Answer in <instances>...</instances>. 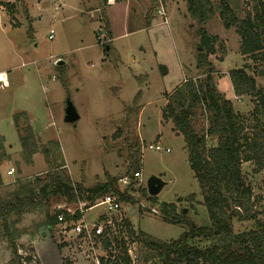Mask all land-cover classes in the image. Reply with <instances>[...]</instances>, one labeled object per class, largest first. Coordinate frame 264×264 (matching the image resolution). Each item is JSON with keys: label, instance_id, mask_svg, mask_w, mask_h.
<instances>
[{"label": "rangeland", "instance_id": "1", "mask_svg": "<svg viewBox=\"0 0 264 264\" xmlns=\"http://www.w3.org/2000/svg\"><path fill=\"white\" fill-rule=\"evenodd\" d=\"M226 2L239 20L251 12V0ZM160 9L167 24L157 14ZM201 27L216 42L214 53L206 56L209 65L197 67V55L202 52L197 31ZM105 45L112 50L107 52ZM239 47L236 27L225 29L217 8L199 25L187 13L186 0H116L112 6H106L104 0H24L22 5L16 4L13 16L0 7V74L7 81H0V86L6 84L0 87V155L4 154L0 156V200H8L21 185L43 178L48 171H62L84 189L116 179L118 193L128 195L134 203L119 200V210L106 213L107 218L114 224L126 221L135 232L155 240H177L186 230L164 219L162 205H174L177 213L185 211L196 226L207 225L183 138L161 113L168 105L167 97L181 90L184 82L202 83L210 73L233 109L249 117L255 101L232 97L228 72L245 68L257 89L264 92V62L241 56ZM58 62L62 65H56ZM138 93L137 107L131 108ZM67 98L79 116L74 124L63 122ZM20 113L25 114L34 134L36 153L28 161L20 142L27 137L25 117L20 116L18 129L13 123V116ZM207 121L200 106L195 107L192 128L198 136L205 135ZM205 141L208 146L214 144L208 137ZM149 145L161 150H149ZM11 168L14 172L8 175ZM134 172L140 173V184L133 180ZM242 173L253 199H260L255 209H261L264 172H255L247 163L242 165ZM124 177L130 180L128 184L121 182ZM150 177L164 183L152 197L146 190ZM44 204L18 216L11 214L5 230L0 220V264H17L11 240L19 261L75 263L63 258L61 263L56 229L46 226ZM45 205L51 214L84 207L61 198ZM104 212L103 207L95 206L86 217L91 222ZM253 228L251 221L233 223L235 234ZM113 230L108 238L119 239V231ZM121 231L125 238V230ZM89 243L98 258L108 256L93 236L82 248L87 250ZM126 243L129 247L135 243L134 251L141 260L149 258L143 245L129 238ZM76 255L74 251L73 256L79 257ZM76 264L89 263L79 260Z\"/></svg>", "mask_w": 264, "mask_h": 264}, {"label": "trees", "instance_id": "2", "mask_svg": "<svg viewBox=\"0 0 264 264\" xmlns=\"http://www.w3.org/2000/svg\"><path fill=\"white\" fill-rule=\"evenodd\" d=\"M23 1L0 3V7L13 16L16 14V4L22 5ZM186 5L187 13L199 25L204 24L217 8L223 27L227 30L236 27L240 38L239 54L251 57L255 62H264V0H251V12H247L242 20L236 17L226 0H186ZM197 34L200 37L198 48L202 50L197 55V67H201L208 64L206 56L214 53L216 39L208 36L202 27ZM106 47L107 52L112 50L109 45ZM228 78L236 98L254 99V108L249 117L233 109L232 102L218 92L210 73L202 83L184 82L181 90L167 97L168 105L161 113L163 120L172 124L173 132L183 138L208 224L196 226L183 211L177 213L174 205H162L160 210L164 219L171 224L183 225L186 230L177 240L161 242L135 232L126 221L122 223V228L115 222L119 239L110 240L106 237L107 231L97 237L93 232L103 251H108L106 258H99V264H129L125 243L120 236L121 229L125 230L129 239L147 249L149 258H145V261L150 259L154 261L152 264H264V201H261V209L256 210L255 203L260 199H253L252 189L242 173V165L247 163L254 167L255 172H264V92L257 89L254 78L245 68L230 70ZM138 98L139 93L131 108L137 107ZM174 102L179 112L175 111ZM199 106L208 120L204 136H198L192 128L193 109ZM21 115L25 117L27 137L20 138V142L23 158L28 161L36 153V146L25 114L13 116L14 126L19 128ZM205 137L214 144L208 146ZM109 193L117 195L124 203H134L128 195L118 193L116 179H107L84 189L79 184H73L62 171H48L43 178H35L21 185L8 200H0V220L5 230L11 214L18 216L29 208L35 209L40 203L46 204L57 198L72 204L83 203V209L87 210ZM45 204L47 228L57 225L60 214L66 215V221L76 222L80 219L79 212L71 216L63 210L51 214ZM235 221H251L254 228L235 234ZM10 245L16 263L28 264L29 260L19 261L12 240Z\"/></svg>", "mask_w": 264, "mask_h": 264}, {"label": "built area", "instance_id": "3", "mask_svg": "<svg viewBox=\"0 0 264 264\" xmlns=\"http://www.w3.org/2000/svg\"><path fill=\"white\" fill-rule=\"evenodd\" d=\"M116 3V0H104V4L106 6H112ZM56 11L59 9V7L55 8ZM157 14L161 17H163V24H167L166 19H164L165 14L163 13L162 9H160ZM49 39H52V31L50 32L49 35ZM6 84H3L0 87H4ZM149 150L154 149L155 151H160L161 148L158 145L155 146H148ZM166 151H169L168 149ZM14 172V170L11 168L8 171V175H12ZM133 180H136L138 182V184H140V173H135L133 175ZM121 182L123 184H128L130 182L129 179H127L126 177H124L123 179H121ZM101 206L104 208L105 212H104V220L102 223L98 224V225H93L91 226V228L86 224V222L84 221V219L81 217L78 221L73 222V221H66V215L65 214H60L57 216V225L54 227L56 229V236H57V244L60 246H65L68 248H74L75 253L80 257V259L87 261L90 264H99V258L96 256L95 254V249L94 247L91 245V243L86 244V246H88L87 250H84L85 247L83 246L86 241L91 242L92 241V236H93V232H95V236H99L102 233H104L103 231V226L105 228V230L109 229L111 231H113L114 233V228L115 230L117 229L116 227V223L114 224L113 220L108 219L107 215H111L112 213L116 212L119 210L120 207V203H119V199H116L114 194H106L104 195L101 199H99L98 201H96V204L93 206ZM81 215L84 213V209L79 207L77 210ZM76 211V212H77ZM68 215H74L75 212H72L70 210H66L65 211ZM107 213V215H106ZM120 222V221H119ZM120 228H122V223H117ZM109 230L108 233L106 234L108 237L109 235ZM126 236V235H125ZM127 236L125 238H123V241L125 243V247H126V252H127V256L129 258V264H150L145 262L144 260H141L138 253L134 251L135 248V243H133V246H130L126 243L127 240ZM98 239V238H97ZM135 242V241H134Z\"/></svg>", "mask_w": 264, "mask_h": 264}, {"label": "water", "instance_id": "4", "mask_svg": "<svg viewBox=\"0 0 264 264\" xmlns=\"http://www.w3.org/2000/svg\"><path fill=\"white\" fill-rule=\"evenodd\" d=\"M105 50H108V47L105 48ZM201 49H199V52ZM56 65H62L61 62L56 63ZM79 119V116L77 114V111L75 107L73 106V103L70 101L69 98L65 100L64 103V117L63 122L68 124H74ZM164 186V183L157 177H150L147 180L146 183V190L148 192L149 196H155L157 193L160 192L162 187ZM185 211H183L184 213Z\"/></svg>", "mask_w": 264, "mask_h": 264}, {"label": "crops", "instance_id": "5", "mask_svg": "<svg viewBox=\"0 0 264 264\" xmlns=\"http://www.w3.org/2000/svg\"><path fill=\"white\" fill-rule=\"evenodd\" d=\"M163 10V9H162ZM6 81V80H5ZM6 83H7V81H6ZM234 95L232 94V97H233ZM234 99H236V97L234 96L233 97ZM229 100V99H228ZM80 203V202H79ZM78 203V204H79ZM92 208V207H91ZM91 208H89V209H87V210H84V213L81 215L80 214V218L82 217L83 219H84V221L86 222V224L89 226V227H91V226H93V225H98V224H100V223H102L103 222V220H104V213H101V214H98V215H96L95 217H94V219L91 221V222H89L88 221V219H87V217H86V212H88V210H90ZM78 210V208L76 209V211ZM71 211V210H70ZM76 211H74L75 213H76ZM73 212V211H72ZM78 212V211H77ZM73 222H75V221H73ZM57 249H59L60 251V257H61V263H64L63 261H62V258H63V260L64 261H69V262H75L74 264H76V263H78L79 262V260H81V261H84V260H82V259H80V257H74L73 256V252H74V248H68V247H65V246H60V245H58L57 244ZM76 256H78V255H76ZM78 261V262H77ZM90 264V263H89Z\"/></svg>", "mask_w": 264, "mask_h": 264}, {"label": "bare ground", "instance_id": "6", "mask_svg": "<svg viewBox=\"0 0 264 264\" xmlns=\"http://www.w3.org/2000/svg\"><path fill=\"white\" fill-rule=\"evenodd\" d=\"M4 80V75L0 74V81ZM5 81V80H4ZM6 82V81H5Z\"/></svg>", "mask_w": 264, "mask_h": 264}]
</instances>
